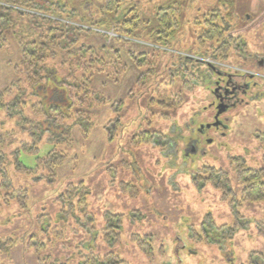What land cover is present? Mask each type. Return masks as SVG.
<instances>
[{"label": "rangeland", "instance_id": "1", "mask_svg": "<svg viewBox=\"0 0 264 264\" xmlns=\"http://www.w3.org/2000/svg\"><path fill=\"white\" fill-rule=\"evenodd\" d=\"M88 1H75L76 16L87 15L83 6ZM127 1L139 6L143 23L150 21L144 32L153 27L152 32L137 33L142 39L116 40L112 31L84 35L81 42L100 48L103 62L79 51L81 44L58 51L50 61L55 81L84 85L74 89L82 105L69 109L63 120L71 126V144H52L48 134L37 145L43 159L53 150L66 157L54 184L44 180L43 168L33 176L16 173V153L32 140L18 128L17 118L0 114L6 158L0 165V264H39V259L93 264L91 257L111 253L127 264H264V236L258 229L264 203L243 202L235 162L241 158L247 167L264 170V87L257 101L223 116L222 130L200 133L216 115L212 90L217 77L210 65L249 69L264 60V0H184L176 34L163 41L174 49L155 44L156 23L151 24L167 0ZM212 11L221 16L225 38L232 43L223 63L217 62L220 47L200 40ZM25 20L18 19L0 48L3 92L22 77L15 70L22 56L20 34L37 41L44 29L33 24L28 32ZM54 80L47 84V98ZM12 98L8 95L7 101ZM27 103L25 115L38 123L43 118L32 109L41 108L42 98L35 93ZM80 120L91 123L86 132ZM20 158L35 166L34 156L22 153ZM206 168L227 173L235 196L202 180ZM69 184L89 189L85 210L93 222L78 207L70 212L62 198ZM24 189L28 196L22 203L10 199ZM108 214L121 219L110 222L116 236L107 243L105 236L113 233ZM34 240L44 247L42 255L31 247Z\"/></svg>", "mask_w": 264, "mask_h": 264}, {"label": "trees", "instance_id": "2", "mask_svg": "<svg viewBox=\"0 0 264 264\" xmlns=\"http://www.w3.org/2000/svg\"><path fill=\"white\" fill-rule=\"evenodd\" d=\"M76 0H0V48L7 42L6 33L17 26L18 19H26L29 29L32 31L33 24L44 27L40 31L39 39L30 41L24 34H20L19 40L22 50L20 63L16 65L15 70L19 72L22 77L15 82L8 91H0V114L7 113L11 118H17L18 128L27 133L32 140V144H24L16 153L15 171L20 175L33 176L40 168H43L47 175L45 176L46 182L50 185L54 184L57 179V170L66 160V157L61 152L53 150L47 156L40 157L41 150L37 147L46 135L49 134V142L52 144H62L65 141L71 144V126L66 125L63 121L67 118V112L73 106L82 105L83 99L77 94L75 90L84 88L82 83L78 81L68 83L66 78L62 81L54 80L52 76V69L50 68V61H54L58 57L57 52L65 51L70 46L75 47L81 44L80 50L84 54H91L93 61H104L102 58V51L100 48L88 46L81 39L84 35L91 36L94 33H103L112 31L116 35V40L124 36H131V38L142 39L140 34H143L144 29L150 26L148 23H143L141 20V10L135 3H129L127 0H89L83 6L85 14H92L91 17L84 15L76 16L72 6H75ZM152 2L153 0H149ZM103 3L98 7L97 3ZM96 3V4H95ZM184 0H167L162 7H159L157 12L151 16L152 21L156 23L154 32L157 33L156 37L159 42H156L160 47L169 48L170 45L165 44L163 41L167 38V42L171 41L176 34L177 25L179 24L178 13L184 10L182 5ZM212 11L210 16L203 22L205 30L200 40L212 46H219L220 57H217L218 63H223L229 59L230 52V39L226 40L224 25H222L221 16L214 14ZM123 13L126 14L123 19ZM74 16L76 18L74 19ZM24 21V20H23ZM218 22V23H217ZM113 27V28H112ZM112 28V29H111ZM152 29L149 32H152ZM27 32V33H28ZM149 32H144L148 33ZM140 33V34H137ZM30 36V35H29ZM110 38L108 35H105ZM162 41V42H161ZM172 49H174L172 47ZM218 49V48H217ZM111 55L120 56L118 51L106 52ZM135 65L140 67L137 58L132 54ZM114 63V62H113ZM79 64V63H78ZM121 65H123L121 63ZM92 66V65H91ZM104 67V66H103ZM126 67V65H124ZM113 68H116L113 65ZM98 70H103L101 67ZM54 80L55 87L51 91V95L47 96V84ZM93 82V79H92ZM88 79V83L92 84ZM75 89V90H74ZM72 90V91H71ZM32 91V93H29ZM42 98L43 103L40 109L34 107L32 111L35 116L43 118L38 123L25 115L28 107L27 101L35 94ZM89 94L86 88V96ZM13 95L11 101H7V96ZM54 97L57 101H54ZM121 105H124L123 103ZM121 107V106H120ZM118 113V110L116 111ZM87 121L88 119L85 118ZM79 127L83 130H88L91 123L77 121ZM87 124H89L87 126ZM5 145V140L0 137V165L5 163V154L2 148ZM35 157V166H27L20 155ZM237 168V180L242 185V198L243 202L249 203H264V170H254L246 166L245 162L239 158L235 159ZM202 180L211 182L216 187L222 189L226 195L235 194L231 189V182L227 173L217 171L212 168H206ZM90 195L89 189L84 185L75 187L72 184L66 188L65 194L62 196L63 200L67 202L70 212H73L76 207L82 213H85L86 219L93 222L94 219L89 215L86 208L87 197ZM28 196L27 190H19L14 194L9 195L10 199L17 197L22 203ZM109 232L113 231L110 222L116 220L120 223L121 216L119 215H106ZM119 228V227H118ZM259 231L264 236V221L258 224ZM116 230V228H114ZM116 236L115 231L105 236V242H111ZM38 255H42L44 247L33 241L31 245ZM253 257V256H252ZM93 264H127L120 257L111 253L103 258L91 257ZM39 264H45L39 259ZM62 264V263H53Z\"/></svg>", "mask_w": 264, "mask_h": 264}, {"label": "flooded vegetation", "instance_id": "3", "mask_svg": "<svg viewBox=\"0 0 264 264\" xmlns=\"http://www.w3.org/2000/svg\"><path fill=\"white\" fill-rule=\"evenodd\" d=\"M210 66L212 73L217 77L213 80L214 88L212 90L215 97L212 105L216 115L212 123L200 128L202 135L207 134L210 130H222L224 120L227 119L223 116L230 111H235L242 106H249L250 103L257 101L261 95L260 88L264 87V71L262 70L264 60L262 61V59L256 61V64L251 65L252 67H247L249 69H243L238 65L235 67L225 65L219 67L215 64ZM219 106L227 110L217 117Z\"/></svg>", "mask_w": 264, "mask_h": 264}, {"label": "water", "instance_id": "4", "mask_svg": "<svg viewBox=\"0 0 264 264\" xmlns=\"http://www.w3.org/2000/svg\"><path fill=\"white\" fill-rule=\"evenodd\" d=\"M226 110H227L226 108L219 106L217 117L223 114Z\"/></svg>", "mask_w": 264, "mask_h": 264}]
</instances>
